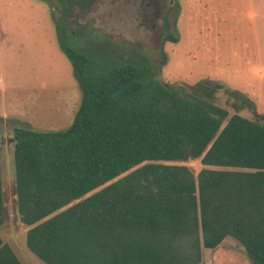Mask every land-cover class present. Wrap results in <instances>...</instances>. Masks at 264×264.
Returning <instances> with one entry per match:
<instances>
[{"label": "trees", "instance_id": "obj_1", "mask_svg": "<svg viewBox=\"0 0 264 264\" xmlns=\"http://www.w3.org/2000/svg\"><path fill=\"white\" fill-rule=\"evenodd\" d=\"M59 2L69 15L88 0ZM58 26L82 98L65 129H14L28 248L46 264H199L232 238L264 264V118L230 114L220 84L163 80V45L157 62L108 60ZM7 212L0 149V226ZM0 264H23L1 238Z\"/></svg>", "mask_w": 264, "mask_h": 264}, {"label": "rangeland", "instance_id": "obj_2", "mask_svg": "<svg viewBox=\"0 0 264 264\" xmlns=\"http://www.w3.org/2000/svg\"><path fill=\"white\" fill-rule=\"evenodd\" d=\"M62 7L59 0H0V149L8 208L0 238L23 264L46 263L28 248L29 226L14 214V129H65L82 98L59 22L69 25L75 47L108 60L145 53L157 62L163 45V80L220 84L215 100L230 114L264 118V0H88L69 15ZM168 33L177 40L164 41ZM242 99L254 109L237 110ZM199 264L252 263L227 238L205 249Z\"/></svg>", "mask_w": 264, "mask_h": 264}, {"label": "crops", "instance_id": "obj_3", "mask_svg": "<svg viewBox=\"0 0 264 264\" xmlns=\"http://www.w3.org/2000/svg\"><path fill=\"white\" fill-rule=\"evenodd\" d=\"M243 247V246H242ZM244 253H245V251H244ZM245 255H246V253H245ZM246 257V256H245ZM248 257V256H247ZM240 259H242V258H240ZM243 260V259H242ZM250 260V259H249ZM251 261V260H250ZM252 263V262H251Z\"/></svg>", "mask_w": 264, "mask_h": 264}]
</instances>
